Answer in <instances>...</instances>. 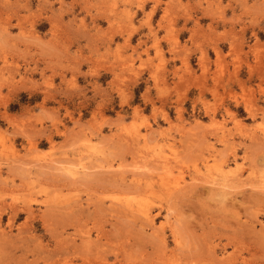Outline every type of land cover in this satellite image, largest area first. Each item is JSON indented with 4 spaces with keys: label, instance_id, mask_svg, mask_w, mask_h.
Returning <instances> with one entry per match:
<instances>
[{
    "label": "rangeland",
    "instance_id": "374dc122",
    "mask_svg": "<svg viewBox=\"0 0 264 264\" xmlns=\"http://www.w3.org/2000/svg\"><path fill=\"white\" fill-rule=\"evenodd\" d=\"M0 264H264V0H0Z\"/></svg>",
    "mask_w": 264,
    "mask_h": 264
},
{
    "label": "crops",
    "instance_id": "0c3cea01",
    "mask_svg": "<svg viewBox=\"0 0 264 264\" xmlns=\"http://www.w3.org/2000/svg\"><path fill=\"white\" fill-rule=\"evenodd\" d=\"M205 28V27H204ZM247 31H254L255 32V34L257 33V32H260V31H262V29H261V27H258V28H254V30L253 29H244L243 31H242V33H246ZM202 32H203V34L204 33H208V32H206L205 30H202ZM245 35V34H244ZM208 43V42H207ZM166 58H167V55H166ZM169 65H171V64H169ZM179 65V62H177V61H175L174 62V64H172L171 65V67H173V66H178ZM169 79H171V78H169ZM176 78H174L173 80H171V82H176V80H175ZM250 79V78H249ZM208 81V82H207ZM206 81V83L209 85V86H211L212 85V82L210 81V80H207ZM170 82V83H171ZM235 83V82H234ZM234 83H232V84H234ZM236 84V83H235ZM229 86H232L231 85V83H229Z\"/></svg>",
    "mask_w": 264,
    "mask_h": 264
},
{
    "label": "bare ground",
    "instance_id": "6f19581e",
    "mask_svg": "<svg viewBox=\"0 0 264 264\" xmlns=\"http://www.w3.org/2000/svg\"><path fill=\"white\" fill-rule=\"evenodd\" d=\"M225 180H226V179H225ZM238 184H239V183H238ZM225 185H226V184H225ZM228 185H229V184H228ZM228 185H227V186H228ZM225 187H226V186H225ZM223 194H224V193H223ZM140 207H141V206H140ZM141 208H144V207H141ZM141 208H140V209H141ZM143 211L146 212V209H143ZM147 212H148V210H147ZM142 213H144V212H142ZM236 254H237V253H236ZM230 256H231V255H230Z\"/></svg>",
    "mask_w": 264,
    "mask_h": 264
}]
</instances>
